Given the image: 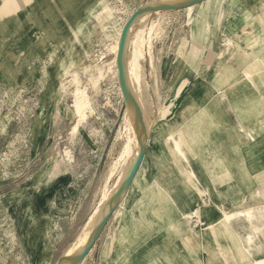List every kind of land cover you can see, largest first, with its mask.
Segmentation results:
<instances>
[{"label": "rangeland", "instance_id": "obj_1", "mask_svg": "<svg viewBox=\"0 0 264 264\" xmlns=\"http://www.w3.org/2000/svg\"><path fill=\"white\" fill-rule=\"evenodd\" d=\"M32 1L20 0L21 11L0 23V264H58L82 218L130 164L126 144L138 138L116 88L113 45L132 11L163 2ZM254 8L233 10L220 44L200 45L198 76H186L187 33L168 41L185 76L178 85L169 77L161 93L149 87L153 111L146 107L143 117L151 136L141 166L166 217L152 223V236L135 240V264H252L264 256V109L255 104L264 71L258 63L248 78L238 68L263 51L258 39H243L261 32L256 21L264 26ZM167 13L131 32L127 47L136 43L143 68L146 52L157 56L177 37ZM247 208L257 231L244 214L231 218L224 234L202 231Z\"/></svg>", "mask_w": 264, "mask_h": 264}, {"label": "crops", "instance_id": "obj_2", "mask_svg": "<svg viewBox=\"0 0 264 264\" xmlns=\"http://www.w3.org/2000/svg\"><path fill=\"white\" fill-rule=\"evenodd\" d=\"M19 1L20 0H0V13L3 14L0 23L8 16L13 17L14 12L19 13V11H21V9L17 7L19 6ZM31 1L32 0L26 2L24 6L31 4ZM234 2L235 4L232 5ZM260 2H263V0H206L180 10L169 12L171 15L174 14V16H171L172 22L170 24L169 34H171V36L176 34L177 37H168L165 40V49L161 50L157 56L154 53H151L150 56L148 52L145 53L144 72L147 77H150V81H147L149 84L148 90L150 91L149 87L152 85V87H154L152 88V90L154 89V92L161 93L163 86L170 83L167 81L169 77L175 78L174 83L178 85V78L185 76V73L178 68L182 64L181 58H179L174 49L172 50L168 48V41L170 39L173 40V43L175 41L176 44V42H179L181 39L178 35L182 30L187 33L185 41L191 48L190 59L187 58L191 62V72H187L186 76H198L201 59L199 54L200 45L216 46L220 44L219 40H221L223 29L225 30L227 27L231 28V25L227 26V24L231 21L230 15L233 13V10L237 12L238 10L243 9L244 11L247 10V12H249L251 7L255 6V12H253V15L256 13L264 16V3L259 5ZM133 12L134 11H132L129 16ZM159 13L160 12L153 13L150 16ZM125 20L123 22H125ZM257 22L258 21H256L257 28L260 29L261 32L259 34L254 33L255 36L248 35L247 37H243V39L247 40V42H245L247 45L251 44V41L253 42L255 39L259 40V45H264V26H259ZM260 22H263L264 24V20ZM246 30L247 32H250V27H247ZM224 37L232 38L228 36ZM194 47H196L195 53ZM246 50L250 52V49ZM213 55V59H215L217 53H214ZM257 57L263 61L262 69L264 71V47L261 55ZM259 73L260 72L258 71V74ZM258 87L259 85H257L256 89L255 104L257 109L260 107H263L264 109V89L261 91ZM261 95L263 97L262 106H260V101L258 99ZM240 102L245 101L240 100ZM147 126H149V124H147ZM262 146L264 147V143ZM142 163L135 172L127 192L113 210L101 232L93 240L89 247L88 254L81 264H135V257L133 255L137 252L139 247H141L139 241L135 240L137 237L152 236V223H158L160 220L165 219L166 214L163 216L162 212H158L157 209V206L163 202L161 198H158L157 191L153 190V187L149 185L150 181L144 180L146 170L145 168H141ZM87 217L88 215L84 216L82 220H86ZM187 221H189V218ZM207 225L208 224L205 225L202 231L210 232L206 227ZM157 230L158 229L154 232V235H157ZM160 231H162V229H159L158 232ZM217 231L219 234L225 233L221 229ZM142 252H148L146 246L143 248ZM259 258L260 257L253 258L251 260L252 264L254 260ZM144 264L147 263L145 262Z\"/></svg>", "mask_w": 264, "mask_h": 264}, {"label": "bare ground", "instance_id": "obj_3", "mask_svg": "<svg viewBox=\"0 0 264 264\" xmlns=\"http://www.w3.org/2000/svg\"><path fill=\"white\" fill-rule=\"evenodd\" d=\"M179 1H181V0H163L162 4H171V3H175V2H179ZM154 4H156V3H154ZM263 14H264V12H263ZM148 16H150V15L149 14H142L135 20L133 25L130 27L129 32L127 33V35L123 41L122 47H121V56H122V60H123V83L126 87L127 95L129 96V99L131 101L133 108L135 109V111L139 114V116L143 119V121L146 124H149V123H147V121L145 120V118L143 116H144L146 107H148L151 112L153 111V102H152L153 97L151 98V95L149 94V90H148L149 84L145 80V75H144L145 73H144L143 64L140 61V59L142 57L138 55L136 43L134 42L133 44H135V45L129 49L127 47V43L129 41V39L131 38V34H132L131 32H132V30H134L135 25L142 22ZM151 26H153V25H151ZM142 27H143V25H141L138 32H140V33L142 32ZM152 29H153V27L151 29L149 28V30H150L149 34L151 33ZM145 30H146V28H145ZM142 36H143V34H142ZM139 40H140V37H139ZM135 41H138V40H135ZM113 46L115 49V44ZM258 63L262 64L263 61L260 58L256 57V58L251 59L250 62L245 63L242 66L238 65V68L243 70L246 77L250 78L252 76V72L250 70L251 69L255 70V67ZM80 88H83V87H80ZM142 111H143V113H142ZM129 117H130L129 124L136 131V133H137L136 138H138V139H136L135 143L130 144L131 142L129 141L130 143L126 144V149L128 150L126 152H128V154L130 152V156H129L131 158L130 164L126 167V170L124 171L122 176L115 182V187L111 188V189L108 188L109 190H107V191L105 190L106 192H104L103 197L101 196L102 197V198H100L101 200L97 203L96 207L92 210V212H90L89 216L87 217V220L86 221L84 220L85 221L84 224L83 225L81 224L82 226H80V229L76 233L74 239L67 246V250L65 252H63L62 257L58 261V264H70L71 262H73L79 258L80 254H81L82 245H83L85 239L87 238L88 234L90 233L91 229L93 228V226L96 223L99 222V220L103 216V214L106 211L109 204H111V202L114 200L115 195H116L118 189L121 187L125 177L127 176L130 169L134 166V164L138 160L140 143H141V140L143 138V130L137 125V123L131 118L130 115H129ZM148 127L151 130V124H149ZM131 133H132V131H131ZM133 137H132V140H133ZM243 204H245V202L242 200V205ZM242 214H244L246 217H248L251 231L252 232L257 231L256 223L259 221L254 220L252 218V215H251L252 213H250L249 208L242 209V210H236L235 212L225 213V214H223L224 216L216 224L208 223V225L206 227L211 232H213L214 230L216 232H218L217 230H219V229L226 232L227 228L229 226L228 222L231 220V218H233L234 216L242 215ZM251 235H252L251 233L247 234V237H246L247 242H250V240L252 238ZM243 251H244L243 253L244 254L246 253L247 256H251V254H252L250 248L244 247ZM253 264H264V256H261L259 259L254 260Z\"/></svg>", "mask_w": 264, "mask_h": 264}, {"label": "water", "instance_id": "obj_4", "mask_svg": "<svg viewBox=\"0 0 264 264\" xmlns=\"http://www.w3.org/2000/svg\"><path fill=\"white\" fill-rule=\"evenodd\" d=\"M206 0H181L179 2L171 3V4H146L138 7L123 23L119 34L117 36L116 42H115V50L113 52V75L114 80L116 84V88L120 94L121 100L123 102L125 111L128 112V114L131 116V118L137 123V125L143 130V138L140 143L139 148V156L137 162L134 164V166L130 169L129 173L125 177L121 187L118 189L114 200L109 204L106 211L104 212L103 216L99 220L98 223H96L93 228L91 229L90 233L88 234L87 238L85 239L82 248H81V254L78 259L71 262L70 264H81L89 251V247L92 244L93 240L97 237V235L101 232L104 225L108 221L110 215L112 214L115 207L119 204L125 193L127 192V189L133 179V176L135 175V172L140 167L145 151H146V145L150 137V129L147 126V124L143 121V119L139 116V114L135 111L133 108L131 101L129 99V96L125 92L123 88V60L121 56V47L123 44V41L129 32L130 27L133 25L135 20L142 14H153L158 12H172L176 10H180L189 6H192L194 4H197L199 2H203Z\"/></svg>", "mask_w": 264, "mask_h": 264}]
</instances>
